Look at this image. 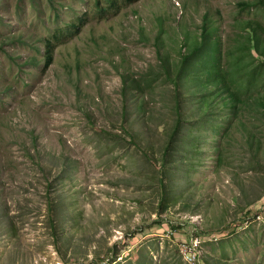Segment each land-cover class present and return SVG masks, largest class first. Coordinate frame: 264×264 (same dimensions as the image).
Here are the masks:
<instances>
[{"label": "rangeland", "instance_id": "1", "mask_svg": "<svg viewBox=\"0 0 264 264\" xmlns=\"http://www.w3.org/2000/svg\"><path fill=\"white\" fill-rule=\"evenodd\" d=\"M249 2L0 0V264H264V127L262 152L236 131L219 152L187 99L165 152L157 53L175 66L207 12L224 42L264 24Z\"/></svg>", "mask_w": 264, "mask_h": 264}, {"label": "trees", "instance_id": "2", "mask_svg": "<svg viewBox=\"0 0 264 264\" xmlns=\"http://www.w3.org/2000/svg\"><path fill=\"white\" fill-rule=\"evenodd\" d=\"M239 7L240 13L253 8L263 11L264 0L241 3ZM230 29L224 42L217 25L209 13H205L199 36L194 38L186 34L182 39L180 58L175 66L168 56L161 55L160 44H157L163 71L161 77L165 78V84H171L174 102L175 121L165 152L182 135L183 103L187 99L195 104L193 118L199 125L212 127L220 142L219 152L224 151V137L230 139L233 131L243 135L250 151L262 152L263 143L258 131L264 127V24L257 20L235 21ZM161 39L162 32L156 42ZM56 45L52 39L45 41L46 68L55 61ZM135 86L139 89L140 85ZM140 91L147 96L143 89ZM145 95L140 98L142 110L149 105Z\"/></svg>", "mask_w": 264, "mask_h": 264}, {"label": "built area", "instance_id": "3", "mask_svg": "<svg viewBox=\"0 0 264 264\" xmlns=\"http://www.w3.org/2000/svg\"><path fill=\"white\" fill-rule=\"evenodd\" d=\"M198 256H199V250H197L196 255L193 259L194 262H196L198 260Z\"/></svg>", "mask_w": 264, "mask_h": 264}]
</instances>
